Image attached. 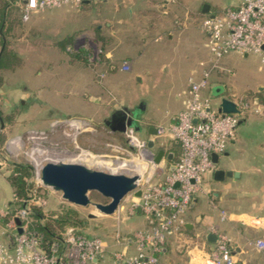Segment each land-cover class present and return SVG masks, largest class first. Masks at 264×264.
I'll return each instance as SVG.
<instances>
[{
    "label": "rangeland",
    "instance_id": "1",
    "mask_svg": "<svg viewBox=\"0 0 264 264\" xmlns=\"http://www.w3.org/2000/svg\"><path fill=\"white\" fill-rule=\"evenodd\" d=\"M151 1L154 0H96L89 1L84 10L63 4L45 8L35 16L32 12L27 20H22L27 27L34 28L28 33V38L34 41V47L27 50L23 59L11 68H15V72L6 77L5 88L15 86L23 89L25 86L30 89L31 96L39 94L41 100H36L24 116L25 128L18 124L17 130L10 131L17 119L16 110L4 116L9 126L6 131L0 130V155L4 166L10 168V173L20 163L23 171H26L25 179L32 188L35 187V161L47 158L73 160L104 171L139 174L141 179L152 173L153 163L149 157L155 153L158 145L153 146V149L147 146L148 134L141 121L168 126L183 103L184 96L179 93L187 87L190 75L198 76V61L208 52V47L201 16L196 11L190 12L197 10L201 0L175 1L176 15L169 13L174 25L171 35L163 30H151L145 34L138 31L140 20L147 18L145 14L142 15V10L150 5L155 7L149 4ZM227 1L222 0L223 3ZM155 8L158 9V6ZM57 9H67L65 17L68 19L58 25L50 20V11ZM160 11L161 8L157 12ZM157 18L158 15L151 17L153 22ZM94 20H97V26L103 25L104 31L108 29L106 21L119 29L108 44L114 56V70L101 61L87 60L81 49L77 48L79 52L75 48L69 51L51 42L48 44L58 30L72 25L90 27ZM83 39L80 48L92 51L95 46L87 41V35ZM124 58L132 63L129 71L119 68ZM231 66L232 69L224 72L223 78L226 86L235 89L241 98L250 91L258 90V82L264 84V63L258 53L249 52L245 57H238ZM218 90V87H214V91ZM241 98L238 100H243ZM102 100L111 105L124 104L132 110L135 122L140 126L134 131L138 141H131L126 132L112 133L104 126L103 120L107 115L97 117L96 114L103 111ZM215 101L214 98L212 103L215 104ZM88 117L92 120L86 121ZM259 120L258 114L251 112L247 120L236 125L237 150L232 151L233 148H230L229 154L238 156L241 151H246L252 136L259 135ZM71 121L78 122L79 128L70 124ZM161 138L165 139V136ZM142 141L145 142L141 144ZM79 155L83 159L76 161ZM223 157L220 154L219 162ZM101 160L119 167L114 169L112 165L96 163ZM5 173V169H0L1 183L5 180ZM204 179L201 187H211L212 179ZM35 193L47 199L43 211L53 212L61 207L75 209L80 217L86 219L82 226L76 228L77 231L98 235L109 246L114 241L112 235L118 221L115 214L100 213L93 205L70 203L61 197L60 191L46 185L36 188ZM88 194L94 201H106L97 191L92 190ZM8 196L9 191L0 188V200ZM122 203L124 207L128 204L125 199ZM89 212L96 215L89 217ZM122 215L124 217L119 226L123 230L125 226L137 229L145 225L146 219L142 212L128 217H125L126 212ZM192 240L171 251L172 264H184L189 259L187 244L193 246L194 242H198L194 236ZM159 259L162 263L164 256L159 255ZM109 263L110 260L100 264Z\"/></svg>",
    "mask_w": 264,
    "mask_h": 264
},
{
    "label": "built area",
    "instance_id": "2",
    "mask_svg": "<svg viewBox=\"0 0 264 264\" xmlns=\"http://www.w3.org/2000/svg\"><path fill=\"white\" fill-rule=\"evenodd\" d=\"M83 1L24 0L21 19L26 20L34 11L63 4L78 6ZM202 28L210 56L200 77L188 78V87L183 92V107L171 125L173 138L180 147L179 154L172 160L164 156L159 161L154 160L155 153L150 154L153 169L151 174L140 180L141 195L135 196L131 191L118 204L113 213L118 221L124 217L122 213L126 212L125 217H128L139 209L149 223L128 232L116 229L113 239L120 246L110 251L111 264H158L159 254L168 238L183 234L184 213L194 194L201 189L204 177L216 166L211 155L226 150L233 134L231 124L237 122L241 114V111H218L216 101L212 103L213 95L203 93L211 73L220 68V59L231 50L258 53L264 63V0H241L236 5H228L203 17ZM73 48L76 47L68 46L70 50ZM101 52L102 49L95 46L89 59L98 61ZM121 68L129 69L128 62L123 61ZM224 95L233 99L241 109L243 103L237 97ZM134 131L129 126L124 132L131 141H138ZM47 161L50 160L35 161V187L28 196L19 199L12 192V204L0 209V233L10 237V243L0 241V264H98L103 261L108 245L102 237L68 227L62 233L61 243L53 241L45 245L41 234L34 228L30 217L32 206L43 208L47 204L46 197L35 193L36 188L44 186L40 168ZM124 199L128 202L126 207L122 203ZM221 216L224 217L225 213L222 212ZM214 232V248L202 249L205 258L207 261L219 259L222 264H235L230 238L224 232ZM253 245L264 255V237H256Z\"/></svg>",
    "mask_w": 264,
    "mask_h": 264
},
{
    "label": "crops",
    "instance_id": "3",
    "mask_svg": "<svg viewBox=\"0 0 264 264\" xmlns=\"http://www.w3.org/2000/svg\"><path fill=\"white\" fill-rule=\"evenodd\" d=\"M175 1L176 0L151 1L149 4H153V6L155 7L158 6V9L155 7H151L150 5L148 8L142 10V15L145 14L144 16H146L147 18L145 20H140L138 25V31L140 33L145 34L151 30H163L166 31L169 35H171V31L174 25L170 21L169 13L171 12L173 15H176ZM240 1L241 0H229L227 1V3H223L222 0H201V2L198 4L197 10H192L190 12L194 13L196 11L195 13L197 15H200L201 19H203V17L207 15L217 13L228 5H236ZM88 3L89 1H83L78 6L70 4L69 5L71 7L74 6L78 9L84 10L86 9V7H88ZM172 3L173 5H170ZM204 3H208L209 5L207 11H202V6ZM19 7V15L21 19V4H19ZM159 8H161L160 13L157 12ZM43 11L44 9L34 11L32 15L35 16V14ZM50 12V20L56 25L68 20L67 17H65L67 9H57L55 11L52 10ZM154 15H158V20H155L153 22L154 19L152 20L151 17H153ZM176 22H178V20ZM105 25L108 26V29L106 28L105 31L103 29L102 24H99L97 26V20H94L92 22V26L90 27H80L75 25H72L70 27L67 26L66 29L58 30V32L54 34L53 40H49L48 44H50L51 42L55 46L59 45L60 40L70 36L72 42L69 45H74L76 47L75 49H79L80 47H82L83 42L81 41L84 40V35H87V41L89 43L100 48L102 47V52L98 61H101L103 64L108 65L109 69L114 70L116 67L113 61L114 56L112 50L108 48V44L110 42L111 37L115 33H117L119 29L114 26H111V23L108 21L105 22ZM31 30H34V28L27 27L22 21L21 26L18 27L15 33L13 35L7 36V39L10 42L9 46L20 56L21 59H23V56L27 50L32 49L34 47V41L28 38V33ZM35 30L38 31V29ZM34 32L35 31H33V33ZM1 46L2 39L0 35V48ZM247 55L248 53H238V51L235 50H231L228 53L224 54L220 59V68L214 70L211 73V76L209 78L210 80L208 81V84L204 89L205 94H215L216 91H214V87H218V91L223 90L224 93L228 95H233L240 99L241 96L236 92L235 89L230 86H226L223 75L224 72L232 69L231 65L233 63V60L237 59L238 57H245ZM209 56V51L201 56L198 61V76H190L194 78L200 77L201 71L204 68ZM123 61L128 62L129 69L125 70L121 68V64ZM119 68L121 70L129 71L132 68V63L128 58H124L121 61ZM14 72L15 68L11 69L5 67L0 70V75L3 77V81L0 84L1 114L5 116V114L7 113H15L16 110L15 114L17 115V119L13 122L14 124H12L13 129L10 131H15L18 124L21 125L22 128H25L24 116L27 115L31 107L37 102L36 100H41L39 94L36 96H31L30 89L25 86L23 89H20L19 87L15 86L5 88V82H7L6 77ZM260 84V82L257 83V88H259V86H262V90L258 89L255 91H250L248 92L249 98L246 101L241 100L243 104L241 105V114L239 118L241 119V121H243L247 120L251 112L258 114L260 118L259 135L252 136L250 143L246 147V151H241V154L238 156L232 155L229 154L228 149L233 148L232 151L237 150V147L235 146L237 139L235 127L233 129V134L227 144L226 150L221 153L224 155V157L219 162V154L218 162L215 166V168L221 167L223 169L235 170L238 173L236 175H225L223 179L219 180L214 178L215 168L211 172L207 173L204 178L206 180L208 178L212 179L211 187H201V189L194 194V198L189 208L184 213L185 225L188 230L184 231L180 237L172 235L168 238L161 253L159 254L164 256V260L162 261V263H160L161 261L158 257V264H172L170 261L171 251L175 247L177 248L178 245L184 246V244H186L188 241L192 242L193 236L197 238L198 242H194L193 246H189V243L187 244L188 248H186V251L188 252L189 259L184 262V264H222V261L219 259L217 261L213 259L212 261H207L202 252V249L209 250L211 248H214L215 246V241H210L207 239V235L211 232V228L212 233H215L214 230L221 231L224 232L230 238V246L232 247L235 264H264L263 253L257 248H255V246L253 245V240L256 237H264V104L261 103L257 97V94L259 92H262L264 94V84ZM187 87H185L179 93L180 96H184L183 92L186 90ZM102 101L103 111L102 113L97 112V117L103 114L108 115L112 110L118 107L125 106L124 104L120 103L111 105L108 101ZM182 107L183 103L179 110H181ZM178 111L173 115V117L171 118L172 121L169 122L168 126L166 127L162 125H154L146 121H141L146 130V134H148V137L154 138L155 145H158L155 151L159 147H163L166 152L173 153L172 159L175 158L180 151L179 144L173 138L171 131V125L175 122V116ZM88 118L89 119L85 120H92L91 117ZM70 124H73L74 127L77 126L76 128H79V123L76 121H71ZM8 126L9 124L2 120V122L0 123V130L6 131ZM153 127L157 128V131L155 133H153ZM164 136L165 139H162L161 137ZM81 159H83V157L79 155L76 158V161ZM0 162V169L3 168L6 170V173L4 174L5 182H0V188L3 189V191H9V196L4 200H0V209H2L11 200L12 187L7 179L11 170L10 168L7 169L4 166V161L1 160ZM99 162L103 163L102 160ZM138 212L140 211L136 210L134 213ZM222 212L225 213L224 217L221 216ZM120 221L121 220L117 221L116 228L112 235L113 238L116 229H120L122 232L135 230L129 229L128 226H125V229L123 230L119 226ZM148 223L149 222L145 220V225H143L142 227H145ZM0 241L10 243L9 235L5 233H0ZM117 246L120 245H116V243L112 241L110 243V246L108 245L106 247V253L104 255L103 261H99L98 264L105 263V261L110 260V251ZM109 264H111V261Z\"/></svg>",
    "mask_w": 264,
    "mask_h": 264
},
{
    "label": "water",
    "instance_id": "4",
    "mask_svg": "<svg viewBox=\"0 0 264 264\" xmlns=\"http://www.w3.org/2000/svg\"><path fill=\"white\" fill-rule=\"evenodd\" d=\"M84 2H88V0H84ZM208 6V3H204L202 11H207ZM1 49L2 46L0 52ZM258 89L262 90L263 87L259 86ZM213 97L216 99L218 111L240 113L241 109L236 102L225 96L223 90L213 94ZM118 111H120L118 114H112L111 128L113 130L124 132L129 126H132L135 130L140 128L138 123L135 122L134 116L128 114L127 110L119 109ZM240 122L241 119L232 123L231 127L234 129ZM156 131L157 128L153 127V133ZM146 143L148 147L152 148L155 145V140L152 137H147ZM164 156L168 160H172L173 153L166 152L163 147H159L155 151L154 160L159 161ZM211 156L216 165L219 154L212 153ZM237 173L235 170L216 167L214 169V178L219 180L223 179L225 175H236ZM40 179L44 185L51 187L55 191H60L61 197L68 202L80 206L93 205L103 214L114 213L118 204L129 192L133 191L135 196L141 195V176L139 174L104 171L74 161L50 160L45 162L40 168ZM92 190L97 191L107 201L92 200L88 194ZM95 215L94 212L88 213L89 217H94ZM207 239L216 241V234L212 232L208 233Z\"/></svg>",
    "mask_w": 264,
    "mask_h": 264
},
{
    "label": "trees",
    "instance_id": "5",
    "mask_svg": "<svg viewBox=\"0 0 264 264\" xmlns=\"http://www.w3.org/2000/svg\"><path fill=\"white\" fill-rule=\"evenodd\" d=\"M24 0H0V35L2 39V49L0 52V70L2 68H12L21 61L20 56L9 46L10 42L7 36L13 35L22 22L20 19L19 4H22ZM72 39L70 36L63 38L59 41V46L62 49L74 51L68 49V45L71 44ZM72 46V45H69ZM83 50L85 57L89 60L90 49L79 48ZM102 49V47H101ZM79 50H75L79 52ZM3 81V77L0 75V84ZM258 100L264 104V94L259 92L257 94ZM249 95L242 97L243 100H247ZM0 119L5 121V117L1 114ZM15 170L12 169L7 179L12 187V192L16 193L19 199L26 198L32 189L26 181V171H23L20 163L16 164ZM20 170V171H18ZM21 200L17 201L20 203ZM12 204V201L7 203ZM30 217L32 218L34 228L41 234L42 243L45 245L50 244L53 241L61 243L62 233L68 228H77L82 226L86 219L80 217L75 209L61 207L57 211L45 212L42 207L32 206L30 211ZM186 225L183 226V231H187ZM197 239L196 237H194ZM193 241V240H192Z\"/></svg>",
    "mask_w": 264,
    "mask_h": 264
},
{
    "label": "flooded vegetation",
    "instance_id": "6",
    "mask_svg": "<svg viewBox=\"0 0 264 264\" xmlns=\"http://www.w3.org/2000/svg\"><path fill=\"white\" fill-rule=\"evenodd\" d=\"M119 109H122V110L125 109V110H127L128 114L133 115V114H132V110H131L130 108L126 107V106L118 107V108L112 110V111L107 115V117L103 120L104 126H105V127H108L109 130H110L112 133H121L120 131H118V130H113V129L111 128V125H112V121H111V119H112V114H118V113L120 112V111H118Z\"/></svg>",
    "mask_w": 264,
    "mask_h": 264
},
{
    "label": "bare ground",
    "instance_id": "7",
    "mask_svg": "<svg viewBox=\"0 0 264 264\" xmlns=\"http://www.w3.org/2000/svg\"><path fill=\"white\" fill-rule=\"evenodd\" d=\"M76 127H77V126H76ZM47 159H49V158H47ZM50 160H53V161H55L54 159H51V158H50ZM68 161H69V160H68ZM96 163H98V164H104V165H112V168H113V167H114V168H116V167H117V166H114L115 164L113 165V163H112V164H110V163H108V162H106V163H104V162H103V163H101V162H96ZM120 165H121V164H120ZM118 167H119V166H118ZM120 167H121V166H120ZM95 168H96V167H95ZM132 172H133V171H132Z\"/></svg>",
    "mask_w": 264,
    "mask_h": 264
}]
</instances>
